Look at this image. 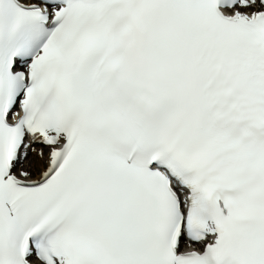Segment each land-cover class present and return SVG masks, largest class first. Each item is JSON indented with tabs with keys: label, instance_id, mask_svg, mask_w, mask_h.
<instances>
[{
	"label": "snow or ice",
	"instance_id": "1",
	"mask_svg": "<svg viewBox=\"0 0 264 264\" xmlns=\"http://www.w3.org/2000/svg\"><path fill=\"white\" fill-rule=\"evenodd\" d=\"M0 264H264V0H0Z\"/></svg>",
	"mask_w": 264,
	"mask_h": 264
}]
</instances>
